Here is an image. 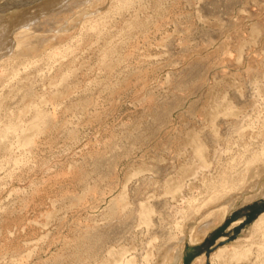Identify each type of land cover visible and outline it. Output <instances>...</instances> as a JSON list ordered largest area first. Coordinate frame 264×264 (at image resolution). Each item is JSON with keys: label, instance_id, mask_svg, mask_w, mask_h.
Segmentation results:
<instances>
[{"label": "rangeland", "instance_id": "374dc122", "mask_svg": "<svg viewBox=\"0 0 264 264\" xmlns=\"http://www.w3.org/2000/svg\"><path fill=\"white\" fill-rule=\"evenodd\" d=\"M238 2L64 0L0 60V264H156L166 233L264 264V0Z\"/></svg>", "mask_w": 264, "mask_h": 264}, {"label": "bare ground", "instance_id": "6f19581e", "mask_svg": "<svg viewBox=\"0 0 264 264\" xmlns=\"http://www.w3.org/2000/svg\"><path fill=\"white\" fill-rule=\"evenodd\" d=\"M63 1L64 0H47V1H44L42 5L40 4V5H37L36 7L34 5V6H31L28 8L18 9L16 11L14 10L15 12H11V10H10L11 13L7 12L8 14L5 13L7 15H0V60L4 56H8V55L17 53V50L20 49L24 44H26L27 42L30 43L32 41V40H30V37L33 36L34 34H37L40 32L38 37H41L42 36V30H43L42 24L46 20L45 21L41 20V22H39V19L41 18L40 16H42V14L44 16V13H46L47 11H50V9H52L58 3L62 4ZM76 1H78V0H76ZM238 1H239L238 3H241V2L244 3L245 0H238ZM69 6L70 5H68V8L66 6L65 7L67 9H69V8H71ZM31 8H34V9H31ZM60 12L62 13V10L58 11L57 13L59 14ZM46 19L49 20L48 18H46ZM67 24H69V23H67ZM51 25L52 24L49 25L50 29H51ZM52 27H54V26H52ZM55 28H58V27H55ZM15 30L17 32L13 35V32ZM61 30L62 29H59L58 35H56L55 33H53V34L52 33L48 34L49 32L46 33L47 36H50V37H46V40H47L46 43L47 44L52 43V36L53 37L56 36L58 41L62 40L65 35L61 32ZM50 31L52 32V30H50ZM260 87L261 88L258 89L257 91L253 90L251 95L260 98L264 94V91L261 90L263 88V86H260ZM34 110H35V107H34ZM40 110L43 111L42 109H40ZM1 136H2V138H0V146H4V148H6L8 151L9 150L12 151L15 148H18V149L21 148L22 144H21L20 139H18L17 142L11 141L8 144V142H7L8 141V135L3 134ZM219 154H220V151L218 150L217 155H216L217 158H218ZM204 167L205 166H203V165L198 166V168L194 171L193 176L188 179L187 183H191V182H194L195 180H197ZM187 185L188 184H186V186ZM260 185H261V183H260ZM258 188H259V186H258ZM258 190L259 191L254 195L255 197L256 196L258 197L259 195H264V186L263 187L261 186V188ZM185 201H186V198L184 197L183 202L185 203ZM179 205H180V203H179ZM228 205L231 206L230 200L228 202ZM228 207H227V209H229ZM113 231L109 232V230H108L106 233L105 232L102 233V232H97L95 230H91V231L88 230V231H86L85 237L89 238V239L92 238L96 241H103L107 238L110 241L112 239H117L116 235L119 234L118 231H114L115 234ZM173 238H174V236L172 233L171 234L166 233L164 241L162 242V244H160V246L158 248L159 255H158V260L156 261V264H180L181 261H186L185 260L186 244H182V243H183L184 239H186V241L188 240V235L179 238L177 241L178 245H176V246H174L172 243H170ZM190 239L193 240L192 237ZM115 264H133L132 257L126 253L122 256V258L120 260H117Z\"/></svg>", "mask_w": 264, "mask_h": 264}, {"label": "water", "instance_id": "95a60500", "mask_svg": "<svg viewBox=\"0 0 264 264\" xmlns=\"http://www.w3.org/2000/svg\"><path fill=\"white\" fill-rule=\"evenodd\" d=\"M20 4L21 3V0L19 1H14V2H9V1H6L4 3H0V11L1 10H4V9H7V7H10V6H14L15 4ZM10 5V6H9ZM264 208V207H263ZM261 208V209H263Z\"/></svg>", "mask_w": 264, "mask_h": 264}]
</instances>
